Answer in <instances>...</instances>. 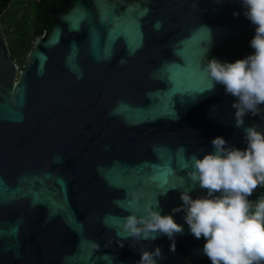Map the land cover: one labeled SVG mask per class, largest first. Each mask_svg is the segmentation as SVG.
Wrapping results in <instances>:
<instances>
[{"label":"water","instance_id":"95a60500","mask_svg":"<svg viewBox=\"0 0 264 264\" xmlns=\"http://www.w3.org/2000/svg\"><path fill=\"white\" fill-rule=\"evenodd\" d=\"M243 12L239 0H72L22 67L0 24V264H137L157 246L156 264L208 259L172 209L191 186L186 157L214 152L218 136L243 150L245 128L264 132L247 114L236 127V98L207 90L200 70L255 30ZM133 192V214L151 204L183 227L174 253L165 235L123 238Z\"/></svg>","mask_w":264,"mask_h":264},{"label":"clouds","instance_id":"9594fccd","mask_svg":"<svg viewBox=\"0 0 264 264\" xmlns=\"http://www.w3.org/2000/svg\"><path fill=\"white\" fill-rule=\"evenodd\" d=\"M239 2L243 15L255 26L249 41L252 53L234 62L211 58L200 69L209 81L207 90L219 84L225 94L236 98L232 107L238 128L243 127L246 114L257 115L258 106L264 105V0ZM154 27L159 30L161 23L157 21ZM244 139L246 148L241 150L226 147L223 137H215L211 140L214 152L202 158L193 153L186 157L182 168L188 170L191 186L181 192L182 205L172 211H183L190 233L198 240L204 238L202 251L211 264H264V197L257 201L248 199L258 187H264V132L257 131L255 125L247 127ZM196 186L206 190L207 195L191 198L189 192ZM126 196L131 199L125 208L129 214L120 217L121 230L127 234L123 238L141 241L165 235L171 241L169 251L174 253V237L183 232V227L171 215L154 210L151 204L144 205L145 215L133 214L140 196L134 192ZM155 207H159L157 200ZM157 259H163L159 246L153 251L142 249L137 264H156Z\"/></svg>","mask_w":264,"mask_h":264},{"label":"trees","instance_id":"16d2710c","mask_svg":"<svg viewBox=\"0 0 264 264\" xmlns=\"http://www.w3.org/2000/svg\"><path fill=\"white\" fill-rule=\"evenodd\" d=\"M64 2V0H11L8 3L0 0V24L4 30L10 53L19 67H22L35 39L38 36H45L49 31L52 22L50 10L54 7L58 8L59 4L63 6ZM254 32L255 30H249L226 41L219 49L212 50L208 57L215 58L222 63L243 59L253 51L249 46V41ZM247 116L261 123L264 120V105L258 106L257 115L248 113ZM261 197H264V187H258L248 199L257 201ZM195 264H211V262L206 259Z\"/></svg>","mask_w":264,"mask_h":264},{"label":"flooded vegetation","instance_id":"af4514ba","mask_svg":"<svg viewBox=\"0 0 264 264\" xmlns=\"http://www.w3.org/2000/svg\"><path fill=\"white\" fill-rule=\"evenodd\" d=\"M39 1H42V0H39ZM64 4L63 6L61 4L58 5V8L57 7H54L53 9L50 10V16H51V19L53 20V18L55 16H59L61 15L62 13H64L69 7L70 3H71V0H64ZM52 23V22H51ZM47 34V33H46ZM46 36V35H45ZM39 37V36H38ZM34 43V42H33Z\"/></svg>","mask_w":264,"mask_h":264}]
</instances>
